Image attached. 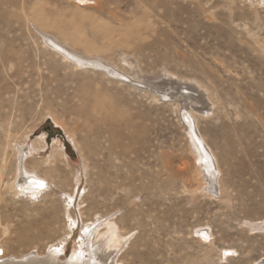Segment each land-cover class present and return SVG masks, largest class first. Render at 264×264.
Segmentation results:
<instances>
[{"label": "rangeland", "instance_id": "1", "mask_svg": "<svg viewBox=\"0 0 264 264\" xmlns=\"http://www.w3.org/2000/svg\"><path fill=\"white\" fill-rule=\"evenodd\" d=\"M95 1L0 0V242L15 244L7 258L33 247L17 238L32 222L41 229L43 216L53 220L38 242L48 253L70 214L78 226L61 262L78 250L82 222L99 215L126 237L117 264L264 260V3ZM39 29L87 56L66 58ZM135 70L208 90L214 109L196 117L221 190H211L182 105L134 86ZM23 145L25 167L49 183L36 196L17 190Z\"/></svg>", "mask_w": 264, "mask_h": 264}, {"label": "bare ground", "instance_id": "2", "mask_svg": "<svg viewBox=\"0 0 264 264\" xmlns=\"http://www.w3.org/2000/svg\"><path fill=\"white\" fill-rule=\"evenodd\" d=\"M74 1L81 4H90L89 3L90 1L96 3L95 0H74ZM255 1L256 0H249V2L253 4ZM258 1H260L261 4L264 3V0H257L256 1L257 5H258ZM151 5H154V3H152ZM39 31L41 35L45 37L46 41H48L53 46V48L59 50L60 53L64 54L66 58L71 57L79 61L80 58L77 55L87 56L86 54L84 55L79 51L75 50L66 42L61 41L56 36L44 32L40 29ZM124 53H121V55L124 57V61L127 64L132 65L128 58L129 55ZM71 58L68 59L71 60ZM91 62L94 64L96 63V61L95 62L91 61ZM91 62H87V64ZM96 66L102 67L98 64ZM128 75L131 81L133 82V85L136 83L146 85V89L150 90L156 99L158 98V100L160 99L164 100L166 98L171 102L175 101L182 105L180 107L181 112L186 118V122L190 129V134L193 143L197 148L199 158L202 162H204L203 165L205 168L204 174L207 177L208 182H210V186L212 187L211 190L216 191L215 190L216 188H219L221 190V186L219 185L218 182L219 174L221 170L216 160L217 158L212 153L213 151L209 147L208 143L205 140H203L198 128L197 117H196L197 114L198 115L206 114V112L208 113L210 111L212 112V109H214L215 104L212 101L210 95L208 94V90L205 89L206 90L205 91L203 89L204 88L203 86L197 87L188 82H183V80H181L178 77H174V75L172 74H168L169 77L166 79L161 78L160 76L158 77V76L142 75L140 72L136 70L134 71V73H128ZM189 105H191L190 108L188 107ZM18 150H19V161H18L19 164L16 174L18 179V180L16 179L18 181V183H16L17 190L20 193L22 192V194H26V195L30 194L31 196H36L38 194L44 193L46 189H48L49 187V183L47 182V180H45L40 175H38V173L29 171L25 167V161L27 160V158L31 153L30 146L23 145V147H18ZM79 184H80V179L77 180V185ZM76 198L78 197L73 193L69 194V200H67L69 205L67 204V210L68 208L70 209L69 206L71 203H73L74 205L76 204L75 203ZM68 217L70 218L68 231L59 240H56L48 244V246H51V248L49 247L50 249H48L49 250L48 253H46L47 251H44L42 249V246L38 242L42 238L44 231L53 226L52 225L53 220H48L47 217L43 216L41 218V222L43 224L41 229H38V231L36 230L33 231L32 226L34 225L33 223L36 222H32L30 226H27L25 228V232H24L25 234L19 235L20 237L17 238L20 243L24 242L27 244H31L33 247H31L28 251L25 252L13 253L15 254L14 256L15 259L12 258L8 259L7 257L12 254V252H10V249L15 245V244L11 245L13 239H8L5 244L0 242V261L3 262L4 264H109V263L117 264V261H115L114 253L118 249H120L122 244H124L126 237L122 235V233L119 230V226L117 225L116 222H114L111 218L109 217L105 218L102 215L98 216V222L96 225L94 224L95 222H91V223L82 222L83 223L82 232L84 234L82 236V242H80V246L78 250L77 249L75 250L71 258L69 260L67 259L68 260L67 262L66 261L61 262L60 253L62 252L63 248L60 250L59 248L67 240V237L71 233H73L74 229L78 226L76 217H72L70 214ZM43 229L45 230L43 231ZM200 235L199 236L201 238L204 237L203 234ZM34 253L36 254L34 255ZM40 254L41 255L44 254V255L40 256ZM254 264H264V260L256 261Z\"/></svg>", "mask_w": 264, "mask_h": 264}, {"label": "trees", "instance_id": "3", "mask_svg": "<svg viewBox=\"0 0 264 264\" xmlns=\"http://www.w3.org/2000/svg\"><path fill=\"white\" fill-rule=\"evenodd\" d=\"M46 129H49V130L53 129L50 123L46 126Z\"/></svg>", "mask_w": 264, "mask_h": 264}, {"label": "snow or ice", "instance_id": "4", "mask_svg": "<svg viewBox=\"0 0 264 264\" xmlns=\"http://www.w3.org/2000/svg\"><path fill=\"white\" fill-rule=\"evenodd\" d=\"M41 186H43V185H41Z\"/></svg>", "mask_w": 264, "mask_h": 264}]
</instances>
